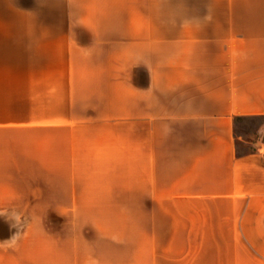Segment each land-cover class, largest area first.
Wrapping results in <instances>:
<instances>
[{
	"label": "crops",
	"instance_id": "crops-1",
	"mask_svg": "<svg viewBox=\"0 0 264 264\" xmlns=\"http://www.w3.org/2000/svg\"><path fill=\"white\" fill-rule=\"evenodd\" d=\"M14 66L54 98L51 116L0 124L42 131L34 160L64 176L62 129L99 101L134 123L140 203L168 220L153 234L177 264H264V123L253 142L236 132L264 119V0H0L1 82ZM12 141L0 134V264L35 220L30 136Z\"/></svg>",
	"mask_w": 264,
	"mask_h": 264
},
{
	"label": "rangeland",
	"instance_id": "rangeland-1",
	"mask_svg": "<svg viewBox=\"0 0 264 264\" xmlns=\"http://www.w3.org/2000/svg\"><path fill=\"white\" fill-rule=\"evenodd\" d=\"M33 70V66H14L6 76L10 82H1L0 78V124H34L40 117L52 115L38 114L41 109L51 107L54 98L37 95L41 92L34 82ZM64 99L61 98L62 108H66ZM93 102L92 111L76 113L73 130L62 129L64 176L56 174L57 161L34 160L42 131L34 128L0 132L12 138L15 146L20 145L22 137L30 136L33 149L34 162L30 166L34 179L28 182L35 189L32 211L35 220L21 225V231L29 232L30 236L24 237L27 242L14 245L19 255L16 264L182 263L173 258L182 251L168 248L171 236L153 234L168 220L152 218L149 205L140 203L138 185L144 175L137 169L132 119L123 122L107 118L105 114L109 111L104 104ZM127 111L132 114L131 105ZM262 123L263 118H244L237 122L236 132L253 142ZM72 134L74 160L71 143L67 144ZM251 149L252 144L239 148ZM60 168L59 163V172ZM145 175L146 179L151 178L148 173Z\"/></svg>",
	"mask_w": 264,
	"mask_h": 264
},
{
	"label": "trees",
	"instance_id": "trees-1",
	"mask_svg": "<svg viewBox=\"0 0 264 264\" xmlns=\"http://www.w3.org/2000/svg\"><path fill=\"white\" fill-rule=\"evenodd\" d=\"M238 121H242L243 119H241V118H239V119H237Z\"/></svg>",
	"mask_w": 264,
	"mask_h": 264
}]
</instances>
